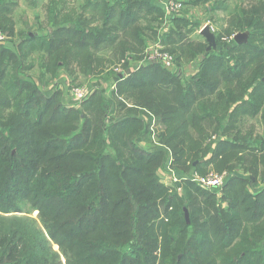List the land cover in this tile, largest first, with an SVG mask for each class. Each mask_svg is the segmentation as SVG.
Listing matches in <instances>:
<instances>
[{"label": "trees", "instance_id": "obj_1", "mask_svg": "<svg viewBox=\"0 0 264 264\" xmlns=\"http://www.w3.org/2000/svg\"><path fill=\"white\" fill-rule=\"evenodd\" d=\"M254 1L185 0V12L226 13L222 49L206 54L204 37L189 38L202 22L175 17L159 33L166 14L152 0H83L70 13L51 0L48 34L16 32L19 5L0 0V31L20 39L17 52L0 46V264H264V132L246 129L264 126V0ZM150 41L179 68L203 56L197 74L147 64L80 108L46 97L43 77H19L35 54L54 79L75 67L113 77L110 64L139 59ZM169 155L180 176L234 174L220 194L167 186Z\"/></svg>", "mask_w": 264, "mask_h": 264}, {"label": "rangeland", "instance_id": "obj_2", "mask_svg": "<svg viewBox=\"0 0 264 264\" xmlns=\"http://www.w3.org/2000/svg\"><path fill=\"white\" fill-rule=\"evenodd\" d=\"M19 3V0H14ZM83 0H66L67 2V11L66 13H70L75 6H79L80 2ZM155 4H159V6L163 9L166 15H164V20L161 22L159 26V33H165L169 30L170 25L172 23L173 18L183 16L185 18H189L192 20H195V18L199 19L201 23V27L197 29L194 33L190 34L189 38L191 40H198L200 37L202 40H205L206 38L202 35V31L206 28L214 37L215 45L210 46L209 44L207 46L206 54L211 52H219L221 51L222 47L217 46L216 43V34L219 31V26L222 24L221 20L226 17V13L218 12L217 15H213V13L208 10V8H196V9H189L188 12H185L188 8L186 4H184L185 0H152ZM236 2H242L246 7L253 4L254 0H234ZM174 2L177 4V2H181V6L171 8V5L174 6ZM51 0H38L36 2V5H32L31 3L28 4L26 0H21L22 6H20V11H16L14 8L13 11H15L10 17L12 18L13 22L15 23V30L16 32H20L21 30H25L24 32H38L44 31L46 34L50 32V28L48 24V19L46 16V10L48 6L50 5ZM19 7V6H18ZM187 13V14H185ZM212 18V19H210ZM26 28V29H25ZM49 28V29H48ZM2 35L5 36L6 42L0 44V46L12 49L13 51H16L17 45L14 44L15 42L20 41L19 38L11 37L10 35H6L5 33H2ZM247 34V33H245ZM236 35H242L241 33H237ZM244 35V34H243ZM200 36V37H199ZM205 39H204V38ZM234 39V37H232ZM245 39H243L242 43H246ZM225 41V40H224ZM231 41V38L226 39V42L229 43ZM165 45L161 41H150L148 44V47L140 54V58L130 57L129 55L125 58L116 61L114 64H110L108 66V71L113 72L114 75L112 78H105L102 77L100 79L93 78L89 74H85L82 71H80L77 67H75L74 74L70 75V73H65L62 69L58 71V76L55 79L52 78V75L50 73H44V71H41L40 68V62H38V55L35 54L33 56H30L27 60L28 66H32V68H25L22 70V74L19 76L21 78L27 79V77L30 76V78L35 81L37 84L41 85L40 78L43 77L45 80H48L51 82V93L45 94L44 90L43 93L46 97H51L55 93H60V100L63 105L67 107H74V108H80L81 104L84 100H86L87 96H91L95 91H101L104 95H106L108 98H111L112 93L117 90V84L121 80V78L127 74L132 73L139 69L141 66H147V64H155L159 65L163 68H168L169 66L172 67L171 72H174L177 76L183 75L185 78H191L194 75L197 74L198 68L200 67V62L203 58H199L198 60H193L192 62L184 63L179 67L176 64L175 58L167 51ZM101 57H108L110 54H99ZM167 57V58H165ZM178 68V69H177ZM168 70V69H167ZM40 77V78H39ZM79 92H82L85 94L84 98H80L78 96ZM114 93V94H115ZM132 104L133 102H128ZM128 104V105H130ZM141 111V110H139ZM145 118V117H144ZM154 118V123H155ZM249 126L254 127V132L256 135H260V133L264 132V126L260 125L257 121L256 124H250ZM159 126L157 123H155V126H151V136L150 141L155 146L159 138L157 137ZM151 144V145H152ZM143 148H147L148 144L143 143ZM151 151H154L153 149ZM169 161V160H168ZM169 165H167L168 167ZM191 173V172H190ZM234 174L228 171H224L221 173H217L215 171H211L208 174ZM194 174L198 176H206L201 175L198 172H194ZM180 194L183 191L181 187L178 188ZM184 193V192H182ZM38 214L35 212L33 214L34 218H37Z\"/></svg>", "mask_w": 264, "mask_h": 264}, {"label": "built area", "instance_id": "obj_3", "mask_svg": "<svg viewBox=\"0 0 264 264\" xmlns=\"http://www.w3.org/2000/svg\"><path fill=\"white\" fill-rule=\"evenodd\" d=\"M181 2H177V4L174 2V6L171 5V8H175L181 6ZM6 42L5 36L0 33V44ZM167 58V57H165ZM167 69L172 70V67H168ZM78 96L80 98H84L85 94L82 92H79ZM88 97V96H87ZM170 155H169V161L167 165H169L165 171V173L162 174V181L167 186H175L176 184H180L183 181H190L199 186L200 188L207 190V191H216L217 194H220L227 182L232 178L233 174H208L206 176H198L196 174L192 175H185L180 176L176 173L174 169L170 166Z\"/></svg>", "mask_w": 264, "mask_h": 264}, {"label": "water", "instance_id": "obj_4", "mask_svg": "<svg viewBox=\"0 0 264 264\" xmlns=\"http://www.w3.org/2000/svg\"><path fill=\"white\" fill-rule=\"evenodd\" d=\"M202 35L206 38V40L209 44V47L215 45L213 35L206 28L202 31ZM247 36H248V33L244 34V35L243 34L242 35H236V36H234V40L238 43H242L243 39L246 38Z\"/></svg>", "mask_w": 264, "mask_h": 264}, {"label": "crops", "instance_id": "obj_5", "mask_svg": "<svg viewBox=\"0 0 264 264\" xmlns=\"http://www.w3.org/2000/svg\"><path fill=\"white\" fill-rule=\"evenodd\" d=\"M16 4H17V2L16 1H14ZM18 5H19V8L17 9V12L18 11H20V6H22V4H21V0H19V3H18ZM45 92V94H48V93H51V87H50V89H48V90H45L44 91ZM250 124H253V123H255L256 124V121H253V120H251L250 122H249ZM251 127L250 126H248L246 129L247 130H249Z\"/></svg>", "mask_w": 264, "mask_h": 264}]
</instances>
